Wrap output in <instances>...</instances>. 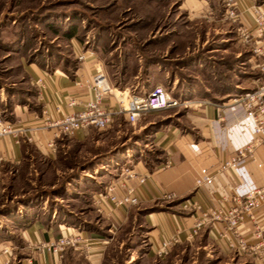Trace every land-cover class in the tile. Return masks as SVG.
Listing matches in <instances>:
<instances>
[{"label": "rangeland", "instance_id": "374dc122", "mask_svg": "<svg viewBox=\"0 0 264 264\" xmlns=\"http://www.w3.org/2000/svg\"><path fill=\"white\" fill-rule=\"evenodd\" d=\"M227 1L0 0V106L6 119L13 121L9 114L17 103L39 108L27 65L73 69L80 63L76 50L96 54L116 93L127 88L144 96L162 86L178 100L136 125L120 118L107 130H89L83 142L63 136L64 147L53 159L31 150L23 164L6 168L0 175V242L12 249L10 264L29 255L22 226L12 220L21 210L46 206L70 225L109 234L91 207L90 188L104 189L137 160L156 164L162 152L152 143V127L177 121L196 101L222 100L218 95L235 85L238 93L250 87L256 76L251 47L240 42L238 24L226 19ZM123 155L127 160L119 161ZM114 237L106 264H248L223 257L203 238L157 256L134 218Z\"/></svg>", "mask_w": 264, "mask_h": 264}, {"label": "crops", "instance_id": "0c3cea01", "mask_svg": "<svg viewBox=\"0 0 264 264\" xmlns=\"http://www.w3.org/2000/svg\"><path fill=\"white\" fill-rule=\"evenodd\" d=\"M235 3L247 26L252 25L251 7L260 5L264 9V0H235ZM75 52L76 56L86 54V59L79 63L75 71L34 63L27 65L26 71L39 91V108L27 109L17 103L11 107L12 114H9L13 121L3 114L5 120L16 126L33 130L26 135L0 140V175L10 166L23 164L30 157L31 150L53 159L60 147H64L62 139L58 138L55 150H50L48 143L53 139L54 130L36 128L44 125L47 119H59L80 110L94 95L92 88L83 82L103 73V63L96 54L89 50ZM249 63L250 68L256 71L255 78L250 77L253 79L250 87L246 86V90L238 93L239 85H235L232 90L218 95L222 100L217 102L209 103L208 99L196 101L198 103L186 110L177 121L163 125L150 134L153 145L162 152V158L156 164L151 166L137 160L127 166L134 176L129 177L123 172L111 181L121 184L115 192L118 198L129 189L133 190L139 199L137 206L115 204L99 197L103 193L99 191L101 187L99 190V186L97 189L90 188L91 207L102 218L109 234L87 224V229L70 225L56 212L50 214L46 206L40 210L31 207L21 210L12 219L22 226L23 239L28 247L29 255L22 259L21 264H106L114 235L124 231L133 218L146 228L151 251L157 256L162 242L178 235L179 244L203 238L204 242L212 243L223 257L231 261L237 258L248 264H264V244L253 253L239 254L235 235L221 222L208 223L196 236L193 232L196 222L208 208L226 206L231 197L242 196L264 185V146L256 147L254 155L248 156L244 163L221 170L238 149L252 142V119L242 105L235 103L244 91L255 89L256 79L260 76L258 61L251 56ZM174 80L176 82L177 78ZM124 90L135 94L131 89ZM71 99L78 102L76 108L69 106ZM106 103L115 106L117 99L108 96ZM0 109L4 113L1 106ZM89 130L77 132L71 139L83 142ZM124 155L119 161L123 158L127 160ZM144 176L146 181L142 184L139 179ZM198 180H203L202 186L197 185ZM166 194H174L175 200H165ZM43 210L47 220L43 218ZM143 211L148 214L143 215ZM258 219L260 224L264 223V207ZM70 227L78 228L88 236V248L69 249L63 258L34 251L35 245L57 239ZM254 231L252 223L239 228V233L250 244L257 245L259 241L253 238ZM1 246L0 242V251L3 249Z\"/></svg>", "mask_w": 264, "mask_h": 264}, {"label": "built area", "instance_id": "2783aa9c", "mask_svg": "<svg viewBox=\"0 0 264 264\" xmlns=\"http://www.w3.org/2000/svg\"><path fill=\"white\" fill-rule=\"evenodd\" d=\"M226 6V19L238 24L240 42L251 47L252 56L258 61L260 76L256 79L257 84L254 90L244 92L235 99V103L242 105L252 119V142L238 149L230 161L221 167V170H227L244 163L248 156L254 155L256 147L264 146V9L260 5H253L250 9L252 25L247 26L243 22L242 14L238 11L235 0H228ZM77 59L83 62L86 59V54L79 53ZM83 83L92 88L94 93L92 99L83 104L80 110L59 119H47L44 125L36 128L54 130L53 139L48 143L50 150H55L56 140L63 136L73 137L77 132L89 129L104 131L120 118L131 125H136L150 113L167 110L178 105V100L173 94L162 86H156L150 93L141 96L131 94L129 90H119L116 93L117 90L109 84L104 73H98L92 80H85ZM108 96L116 97L117 104L115 106L106 103ZM69 106L76 108L78 102L71 99ZM31 130L33 128L18 127L5 120L0 109V140L8 136L26 135ZM125 173L129 177L134 176V172L129 168L125 170ZM139 180L143 184L146 177H141ZM202 184L203 180L197 181L198 186H202ZM120 185L116 182L109 183L104 187L103 193L99 194V197L106 198L118 205L137 206L139 204L138 196L131 189L121 198L116 196L115 192ZM164 198L167 201H174L175 195L166 194ZM229 200L226 206L208 208L196 222L193 230L194 235H198L208 223L221 222L225 224L227 230L235 235L237 239L236 251L239 254L253 253L264 244V223L260 224L258 219V215L264 207V185L253 188L242 196H233ZM189 207L186 206V208ZM248 223L255 225L253 238L259 241L257 245L250 244L239 233V228ZM88 241V236L82 230L70 227L66 228L65 233H62L57 239L40 242L35 246V249L63 258L69 249L88 248ZM179 243L178 235L163 241L158 249V256H167L172 248ZM11 252L10 246L0 251V264H10Z\"/></svg>", "mask_w": 264, "mask_h": 264}, {"label": "trees", "instance_id": "16d2710c", "mask_svg": "<svg viewBox=\"0 0 264 264\" xmlns=\"http://www.w3.org/2000/svg\"><path fill=\"white\" fill-rule=\"evenodd\" d=\"M72 70H77V66H75ZM171 122L170 121H166L165 123H163V124H161V125H157V126H154V127H152L153 129L151 130V132L153 133L154 131H156V130H158L159 128H161L163 125H168V124H170ZM96 130V129H95ZM98 190H99V188H98ZM101 190H102V192H103V189H100L99 191L101 192ZM142 214L143 215H145V214H148V212L147 211H143L142 212Z\"/></svg>", "mask_w": 264, "mask_h": 264}]
</instances>
